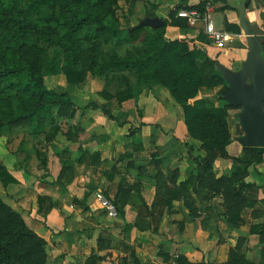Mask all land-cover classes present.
I'll return each instance as SVG.
<instances>
[{"label": "crops", "instance_id": "1", "mask_svg": "<svg viewBox=\"0 0 264 264\" xmlns=\"http://www.w3.org/2000/svg\"><path fill=\"white\" fill-rule=\"evenodd\" d=\"M200 1L188 0V5L195 6ZM230 1L233 5L246 2L245 19L264 35L263 0H227L229 8L223 14L216 11L223 5L220 2L209 6L208 15L215 28L226 32L223 15L229 23L238 25V11L229 6ZM149 2L148 17L165 20L178 0ZM190 25L186 29L166 27L165 37L189 39L192 46L226 67L231 65L229 61H238L233 57L231 44L244 43L242 33L226 32L232 40L217 47L205 36L201 20ZM239 52L242 61L240 56L245 57L246 51ZM95 80L87 85H72L68 92L56 89L55 92L66 93L79 109L73 119L64 121L63 134L49 144L41 143L47 159L45 167L35 156L39 139L25 133L13 136L7 144L13 162L4 167L17 184L6 187V200L25 224L46 241L48 264H176L180 254L190 263L222 264L237 245L246 261L264 264L260 250L264 239L250 232L252 226L264 221V161L248 168L246 181L257 186V202L242 210L243 223L237 228L225 222L219 197L200 205L190 192L194 202L191 213L182 197L172 199L169 206L163 205L167 201L166 190H174L195 174L192 159L205 156L199 143L188 137L180 106L158 86L141 92L137 101L127 100L119 106L115 100L107 101L98 95L105 89ZM77 87L81 91L78 89V96L74 97L71 91ZM214 95L213 89L200 88L199 98L213 99ZM89 103L104 107L117 121L100 116L97 111L84 110ZM68 129L74 140L64 136ZM229 148L231 155L244 156L240 144L234 153ZM79 149L88 153L82 163ZM94 153L100 155L99 164H95L97 158H90ZM62 167L65 175L56 183ZM230 167V161L216 159V177L228 175ZM97 192L115 202L123 215L107 217L99 209ZM156 192L160 198L155 201ZM142 202L148 210L141 206ZM154 202L156 205L150 210ZM90 257L95 259L89 261Z\"/></svg>", "mask_w": 264, "mask_h": 264}, {"label": "trees", "instance_id": "2", "mask_svg": "<svg viewBox=\"0 0 264 264\" xmlns=\"http://www.w3.org/2000/svg\"><path fill=\"white\" fill-rule=\"evenodd\" d=\"M121 1L124 0H0V137L21 128L39 139L35 156L46 166L41 143L49 144L61 134L64 121L73 119L79 108L66 93L47 87L43 80L45 75L62 74L65 82L73 86L82 84L87 75L104 80L106 85L115 79L120 83L118 90L111 91L108 86L105 90L109 92L101 90L98 95L107 101L115 100L119 106L127 100L137 101L142 91L158 86L180 106L188 137L197 141L205 153L202 158L192 159L196 165L193 176L174 190L165 191L167 201L163 205L169 206L172 199L182 197L191 213L194 202L190 192L196 195L200 205L219 197L225 222L239 227L243 223L242 210L252 208L257 202L258 188L247 182L246 177L250 166L264 161V148H247L240 144L242 158L229 153L231 135L226 109L231 107L223 99L227 84L215 70L216 61L192 46L189 39L165 37L166 27L186 29L191 26L186 18L177 16L179 11H196L202 17L208 6L220 2L223 5L216 11L223 14L229 8L227 0H202L195 6H189L188 0H178L163 20L165 25L156 30L131 25L122 27L116 17ZM222 25L226 32L242 33L225 15ZM261 39L264 41V36ZM140 40L141 46L124 56L111 54L105 59L98 56L101 43L121 46ZM85 56L87 60L82 63ZM262 56L264 58V47ZM201 87L213 89V99L199 98ZM222 103H225L223 107ZM84 110H94L100 116L117 121L110 111L93 103ZM133 133L134 130H129L130 137ZM64 136L67 140L74 137L71 129ZM79 151V163H82L88 153ZM99 156L94 153L90 158H97L95 164H99ZM216 159L231 162L228 175L216 177ZM65 171L62 167L56 183ZM10 184L17 181L1 165L0 264H48L46 241L25 224L20 213L6 200V187ZM159 198L156 192L155 201ZM112 203L118 216H122L121 208ZM261 203L264 205V200ZM155 205L156 202L150 210ZM141 206L148 210L144 202ZM250 232L264 239V221L252 226ZM260 250L263 261L264 247ZM92 259L95 257H90L89 261ZM176 264L212 263H190L180 254ZM222 264L252 263L239 253L237 245Z\"/></svg>", "mask_w": 264, "mask_h": 264}, {"label": "water", "instance_id": "3", "mask_svg": "<svg viewBox=\"0 0 264 264\" xmlns=\"http://www.w3.org/2000/svg\"><path fill=\"white\" fill-rule=\"evenodd\" d=\"M229 6L238 11V26L245 39L248 51L241 61L237 71L227 69L216 61L215 70L227 84V91L223 95L224 101L231 107L238 109L235 117L242 130L237 141L242 147L264 148V58L262 56L264 41L262 33L244 17L248 4ZM165 25L157 17H145L133 28L148 27L153 30Z\"/></svg>", "mask_w": 264, "mask_h": 264}, {"label": "rangeland", "instance_id": "4", "mask_svg": "<svg viewBox=\"0 0 264 264\" xmlns=\"http://www.w3.org/2000/svg\"><path fill=\"white\" fill-rule=\"evenodd\" d=\"M145 1H143V0H124V1H121L119 9L116 10V17H117L118 22L119 23L121 22V24L124 26L130 25L132 23L133 24L135 23L133 26L137 25L138 24L137 16H139V15L143 16L147 12H149V10H151L146 5V4L150 3L149 1H151V0H149L148 2H145ZM262 8H263V5H262ZM125 22H126V25H125ZM140 46H141V40L135 44H132V45H121V46L114 45L113 43H110V44L101 43L99 46V53H98L99 55L98 56L100 59H105L107 56H109L111 54H117L118 56H124L126 54V52L131 51L135 47L139 48ZM231 47L234 49L233 57L238 59V61L236 63H234L233 61L232 62L229 61V63L231 65H228L229 67H226V66L225 67L227 69L232 70V71H237V70H239L240 63H241V61H239V53H240L239 51L244 50L247 52L248 48H247V45L245 42L241 43L238 41L233 42L231 44ZM51 52H52V50L49 51V53H51ZM245 55H246V53H245ZM243 58L245 59L244 56L243 57L240 56V59H243ZM86 60H87V57L85 56L83 58L82 63H85ZM220 60H222V59H220ZM127 76L129 77V75H127ZM43 80H44V83L47 87H49L55 91L58 87H59L58 89L63 91V92H68L72 88V85H69L65 82V78L62 74L45 75ZM92 80L93 79L90 77V75H87L83 84L87 85ZM94 80L97 81V84L100 85L101 89H103V88L105 89L106 87L109 86V89L111 91H112V89H113V91H115V90H118L120 88V83L115 81V79H112V81H109V83H107V85L104 82V80H101L99 78H94ZM66 85H67V87H66ZM93 85H94L93 87L98 88L96 83H93ZM86 88L89 89L88 86H86ZM96 88H94V89H96ZM78 89H80V91H81V88H78V87L75 88V90L71 91L72 96H74V97L78 96V93H79ZM109 89H107V90L109 91ZM142 92L145 93L146 90L142 91ZM213 92H215V91L213 90ZM225 103H222V107L224 106ZM237 112H238V109H235L233 107L226 109L228 128H229V132L231 135V145H230L231 147L229 148L231 153H234V148L236 149V146L238 144H240L237 141V138L243 134L242 130L240 128V125H239V123L235 117ZM62 133H63V131H62ZM23 134H25L24 130L21 128H17V129H14L11 132V134H5V135H2L0 137V166L1 165L2 166L9 165L13 162L11 157L9 156V154L10 155H12V154L10 152H7V151H9V146L7 147V144H9V142L12 141L13 136H18V135H23ZM4 149L6 150L5 152H4ZM8 201L9 200L7 199V202ZM14 210L16 211V209H14Z\"/></svg>", "mask_w": 264, "mask_h": 264}, {"label": "built area", "instance_id": "5", "mask_svg": "<svg viewBox=\"0 0 264 264\" xmlns=\"http://www.w3.org/2000/svg\"><path fill=\"white\" fill-rule=\"evenodd\" d=\"M208 8L204 16H200L195 11H179L178 17L186 18L190 24H194L197 20H201L204 24V34L207 39L217 47H221L224 44L232 40V36L224 31L217 30L214 23L210 20L208 15ZM263 12H264V0H263ZM264 36V35H263ZM95 199L99 205V209L104 211L109 218H115L118 216L117 209L111 200L106 198L101 192L95 194Z\"/></svg>", "mask_w": 264, "mask_h": 264}]
</instances>
